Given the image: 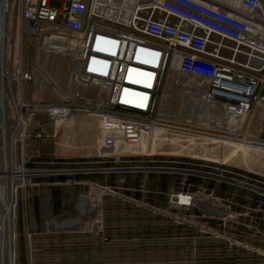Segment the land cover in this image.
I'll list each match as a JSON object with an SVG mask.
<instances>
[{
    "label": "rangeland",
    "instance_id": "obj_1",
    "mask_svg": "<svg viewBox=\"0 0 264 264\" xmlns=\"http://www.w3.org/2000/svg\"><path fill=\"white\" fill-rule=\"evenodd\" d=\"M6 2L3 81L15 80L0 88L6 132L14 129V103L26 105L19 109L24 136L13 138L8 172L22 164L23 171L38 172L12 182L15 264H264V238L260 226L250 224L248 206L226 208L213 195L218 188L246 189L226 179L264 189V151L238 147L243 140L264 142L263 106L244 118H224L194 94L196 82L172 67L154 122L124 117L141 125L136 130L101 131L94 115L49 110L74 90L72 57L62 42L54 44V32L22 26L18 0ZM46 39L53 42L43 44ZM21 73L32 80L19 81ZM162 122L184 123L197 133H165ZM143 168L161 169L137 170ZM181 191L202 196L181 209L170 196ZM79 199L99 213L85 215L73 229L53 228L78 216ZM221 208L225 216L218 215Z\"/></svg>",
    "mask_w": 264,
    "mask_h": 264
},
{
    "label": "built area",
    "instance_id": "obj_2",
    "mask_svg": "<svg viewBox=\"0 0 264 264\" xmlns=\"http://www.w3.org/2000/svg\"><path fill=\"white\" fill-rule=\"evenodd\" d=\"M104 1L118 0H18L24 28L39 34L44 27L63 44L75 46L79 69L70 77L74 90L49 110L90 113L106 132L114 130V120L131 122L124 117L152 124L172 67L193 79L198 85L194 94L224 118H244L258 104L264 106V0L220 5L149 0L133 17L116 20L101 13ZM23 78L32 80L28 74ZM162 123L165 133H197L184 123ZM238 182L264 195L263 188ZM170 196L181 209L192 207L197 197L183 191Z\"/></svg>",
    "mask_w": 264,
    "mask_h": 264
},
{
    "label": "bare ground",
    "instance_id": "obj_3",
    "mask_svg": "<svg viewBox=\"0 0 264 264\" xmlns=\"http://www.w3.org/2000/svg\"><path fill=\"white\" fill-rule=\"evenodd\" d=\"M149 0H118V1H104L100 5V10L102 14H105L108 17H111V19H125L128 16L133 17L136 12V10L140 9L142 6L147 5ZM211 3L215 5H220L222 3H226L227 0H208ZM233 3H237L239 0H230ZM9 4V3H8ZM9 7V6H8ZM7 8V2L6 0H0V10L2 11L3 15L0 14L2 17L0 22V88L1 86H6L8 89L10 88L11 82H4L3 76L4 75V68L6 67V63L3 60L2 57V50H3V41H4V14ZM6 15V14H5ZM57 39V37H56ZM57 42H54L55 45H61L60 41L57 39ZM43 44H49L51 39L43 40ZM65 50L69 53L70 57L72 59L70 60L71 65V75L77 74L79 69L78 60L76 58V52H75V46L73 44H64L62 45ZM22 75V73H21ZM24 74L22 77H20L18 80H23ZM190 83L195 84V81L191 79ZM60 91V90H59ZM15 105V122H14V129L12 131H5L3 128V121L4 116L0 113V264H15V232H14V225H13V218L11 216V213L13 212V204H14V192H13V185L12 182L14 181V178L17 177L19 174H28V175H37L38 172H25L23 164L17 169H15L14 172H12V169L10 172H8V164L11 156V150H12V141L13 138H23L24 136V130L26 127V121L24 116L19 112V109L22 106H26L21 100H19L17 103H14ZM257 106H263L262 104H258ZM2 108V96H0V112ZM264 108V106H263ZM84 114H90V113H84ZM111 124L114 126V130H136L139 128L138 126H141L140 124L132 123V122H122V121H112ZM175 131V130H174ZM178 132V131H177ZM186 134V133H183ZM189 134V133H188ZM199 135V134H198ZM239 149L246 148V149H255V150H261L264 151V142L262 141H256V140H243L238 142ZM10 163V162H9ZM175 172V171H174ZM183 172V171H182ZM181 172V173H182ZM185 173V172H184ZM187 173V172H186ZM218 178V177H217ZM232 183L242 186V187H249L246 186L241 182L228 180ZM181 197V201H183L184 197ZM76 209L78 210V216L73 219H68L61 222H53L52 226L57 231L64 230V229H73V227H76L77 225H81L84 222L83 217L89 213L95 212L96 214L99 213L98 209H95L93 206L86 207V202L83 199H79L78 202L75 204ZM222 212H225L223 209L219 210L218 215L223 216ZM221 213V214H220Z\"/></svg>",
    "mask_w": 264,
    "mask_h": 264
},
{
    "label": "crops",
    "instance_id": "obj_4",
    "mask_svg": "<svg viewBox=\"0 0 264 264\" xmlns=\"http://www.w3.org/2000/svg\"><path fill=\"white\" fill-rule=\"evenodd\" d=\"M130 178H134V176H131ZM245 188H249V187H245ZM250 189H255V188H250ZM209 191L211 192V190ZM213 195L222 198L224 205H231V203H235L237 206L242 207L243 204H246L248 207H246L244 210H249L248 212L252 215V220H254V222L250 224H254L256 226V229L259 228L260 226L259 229L260 232L258 231L260 235V239L262 240L264 238V195L257 194L253 190H249V189L227 190L225 188H218L217 194H215L213 191ZM196 196L201 197V195H196ZM208 201H210V199H207V203H212ZM219 210H222V208ZM223 210L225 212H223L222 215L225 216L227 210L225 209ZM237 216L244 217L245 215L237 214Z\"/></svg>",
    "mask_w": 264,
    "mask_h": 264
},
{
    "label": "water",
    "instance_id": "obj_5",
    "mask_svg": "<svg viewBox=\"0 0 264 264\" xmlns=\"http://www.w3.org/2000/svg\"><path fill=\"white\" fill-rule=\"evenodd\" d=\"M0 14L3 15L2 11L0 10ZM1 19L2 17L0 16V22H1ZM138 170H144V169H138ZM147 170H153V169H147ZM168 170H173V169H168ZM173 171H178V172H182L183 170L181 169H174ZM184 172H190L192 174H196V175H199V176H209V177H213V178H217L219 176L217 175H213V174H208V173H202V172H195V171H184ZM221 177V176H220Z\"/></svg>",
    "mask_w": 264,
    "mask_h": 264
}]
</instances>
